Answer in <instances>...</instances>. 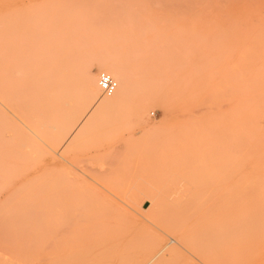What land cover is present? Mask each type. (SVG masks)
I'll list each match as a JSON object with an SVG mask.
<instances>
[{
    "label": "rangeland",
    "instance_id": "obj_1",
    "mask_svg": "<svg viewBox=\"0 0 264 264\" xmlns=\"http://www.w3.org/2000/svg\"><path fill=\"white\" fill-rule=\"evenodd\" d=\"M70 1L0 0V60L4 23L7 21L6 17L15 8L21 12H25L30 7L38 10L45 8L52 14L57 12L60 18L54 19H56L55 24H59L58 33L61 37L51 52L59 55L58 61L45 59L43 63L33 65L29 59L28 61L25 59L27 64L22 66L21 74H18L20 81L17 84L24 86V106L19 108L21 110L17 109L16 113L19 112L25 123H20L21 118L14 119L11 124L15 135L6 126L4 127L6 131L2 132L0 155H9L4 158V162L7 161L8 167L13 169L7 182L0 187V208L3 203L4 206L12 203L10 201L13 197L21 206H24V202L18 199L19 196L25 199L33 198L25 218L27 220L28 214H30L29 218L35 216L29 220L33 223L49 214L48 207H44L47 199L56 200L60 197L62 199V196L69 197L67 195L73 193L59 194L62 190L60 186L62 188L67 186L70 189L73 187V191L76 192L74 186L76 187L77 184V198L80 195L88 198L86 204L93 215L105 214L106 211L99 209L107 204L101 202L103 199L101 197L105 194H85L83 191L88 187L85 183H90L98 191L103 190L100 187L102 186L109 192L108 196L113 197L116 195V193L112 195L115 192L114 186L118 189L122 187L119 189L120 196L118 193L117 195L121 197V191L125 189L119 201L125 198L123 205L128 206H123L121 204L123 201L120 203L115 197V202L123 210L113 211L112 215L130 218V215L135 214L134 198L142 199L140 214L143 215L137 216L135 221L130 218L128 225V232L136 238L138 245L134 244L136 250L129 249L123 252L127 256L123 262H55L64 256V250L77 244V236L75 237L77 224L71 223L72 231H65L68 234L66 235L63 234L64 231L61 233L59 227L55 229L56 231L53 229L55 231L52 230L53 233L48 229L45 231L37 229L36 226L43 222L41 220L42 222H36V228H32L31 232L30 229L27 230L28 227H21V224H26H20L22 219L19 217L18 220L7 219L8 223L6 219L5 223L0 222V233L4 232L5 235L8 231L7 233L10 234L5 236L0 234L1 243L6 246L5 240H8L6 237L14 240L15 233L19 235L20 240L17 237V241L21 243L17 242L16 249L12 250L16 240L14 242L10 240L12 244L14 243V245L10 243L12 251L17 252L26 245L27 238L29 239L27 244L28 241L36 240L38 243L35 242V246L31 244L35 247L31 246L32 251L30 247L23 248L28 250L26 254L25 251L17 252L21 253L15 254L18 255L16 260L19 262H0V264H264V161L259 159L263 150L256 152L257 149L253 147L257 143L256 137L253 136H259L258 130L264 129V122L261 120L264 117V113L262 114L264 112V0H120L123 3L118 0ZM84 1L89 2L87 6ZM115 1L118 2L117 4H123L122 11ZM97 4L100 13L95 7L98 6ZM123 9L126 11L124 12ZM113 10L117 14L121 12L118 14L120 16L113 13ZM128 13L132 16L128 17ZM106 15L110 17L109 20ZM94 22L100 24L95 23L96 27ZM104 29L106 31H102ZM63 37H66L67 41ZM103 55L119 60L127 73L132 74V78L145 81L147 87L143 90L135 88L119 106L118 111L100 114V118H105L104 124H88L77 135V116L85 107L82 99L78 98L81 87V66L92 57L93 59L89 61L90 71L97 79L101 72L97 68V59ZM248 56L253 58L252 61H257L255 66H241V58L245 57L246 60ZM55 61L57 64H54ZM5 68L8 70L9 66L6 65ZM29 69L32 71L30 72ZM46 81H50L49 85L55 90H58L57 86L66 85L70 88V98L61 97L58 101L48 99L46 91L49 85ZM234 81H236L235 85L232 84ZM12 85L9 73L4 72L1 60L0 89L3 92L2 94L0 92V100L8 102L11 99ZM249 86L260 89L250 90ZM35 89L39 93L38 91L36 93ZM184 92L186 93L183 94ZM198 92L195 98L194 94ZM5 93L7 96L4 99ZM234 93H236L235 99ZM102 96V93H99L98 99L101 100ZM57 108H60L58 113ZM23 113L26 117H22ZM250 118L252 120H249ZM240 119L245 120L235 124L234 121ZM244 122L249 124L244 127L242 125ZM39 123H47V125L40 126ZM254 123L258 126H251ZM22 124L27 128V125L31 126V131L39 134L38 137ZM231 134L237 135V138L248 137L247 141H244L246 147L243 144L244 148L238 147V143H234L235 137ZM35 136L37 138L41 136L48 142L45 145L40 137L42 141L38 143L40 139ZM23 137L28 141L26 143L24 140L25 146H20ZM251 137L253 142H250V145L248 140ZM178 140L180 142L182 140L183 143ZM10 143L11 152L8 154L5 148ZM173 143L186 145L185 147L181 145L179 151H176L171 147ZM235 144L237 147H234ZM260 145L263 149L264 143ZM249 146H252L251 149L257 154L252 153ZM239 148L242 150L241 153L245 152L246 158L238 153L240 151H235ZM247 149L252 152L249 154L250 150ZM23 150L30 153H25ZM96 151H99V154L89 155ZM117 151L120 153L118 154ZM251 154L253 157H250ZM262 156L264 158V155ZM118 157L122 158L118 160ZM242 158L247 161L251 159L248 162L244 160V164ZM0 162H2L1 157ZM252 175L254 176L251 177ZM109 180L114 184L113 188ZM34 182L40 183L38 185ZM94 182L96 183L93 184ZM118 182L124 183V186L126 184L127 188L123 185L119 187ZM48 183L54 188H59V191L54 189L53 194L49 192L48 186L49 189L52 187ZM55 183L60 186L55 187ZM240 186L243 187L238 188ZM111 190L113 192L110 193ZM46 192H49L48 195ZM129 193L134 198L127 197ZM44 197L46 200L43 199ZM40 202V207H37ZM53 205L55 207L57 203L54 202ZM51 212L54 213L55 210ZM2 222H4L3 218ZM14 227L16 229L18 227L17 230L15 229L16 232ZM33 229H36V232H33ZM20 234L25 235L23 237ZM30 236L34 238L33 241L30 240ZM56 236H58L57 240H55ZM44 239L49 241V244ZM68 240L69 242H66ZM151 240L157 243V247L152 251L158 252L159 255L150 262H134L135 258L131 255L135 251H141L144 255L149 254L147 243ZM19 245L21 248H18ZM36 248H38L37 252ZM4 249L0 246V256L5 255L8 258L7 253L11 255L12 251L8 250L11 252L9 253L8 248ZM27 255L34 258L30 260L29 257L30 261L28 262L27 259L25 262Z\"/></svg>",
    "mask_w": 264,
    "mask_h": 264
},
{
    "label": "bare ground",
    "instance_id": "obj_2",
    "mask_svg": "<svg viewBox=\"0 0 264 264\" xmlns=\"http://www.w3.org/2000/svg\"><path fill=\"white\" fill-rule=\"evenodd\" d=\"M70 1V0H69ZM76 1V0H75ZM88 1V0H87ZM86 1V2H87ZM102 1H105V0H102ZM118 1H120V0H118ZM123 1H125V0H123ZM135 1H139V0H135ZM178 1V0H177ZM220 1V0H219ZM223 1V0H222ZM66 2V1H65ZM71 2V1H70ZM73 2V1H72ZM79 2H80V0H79ZM85 2V1H84ZM85 2V3H86ZM89 2H91V0L89 1ZM88 2V3H89ZM107 2V1H106ZM116 2V1H115ZM50 3V2H49ZM69 3V2H68ZM88 3H86V6H87V4ZM98 3V2H97ZM118 2H116V5L118 6V8L120 9V11H122L121 9V7H122V5L120 4V3H123V2H121L120 1V5L121 6H119V4H117ZM193 3V2H192ZM70 4V3H69ZM75 4V3H74ZM198 4V3H197ZM63 5V4H62ZM78 5V4H77ZM80 5V4H79ZM82 5H85V4H82ZM98 5V4H97ZM104 5V4H103ZM171 5V4H170ZM50 6V5H49ZM48 6V7H49ZM100 6H102V5H100ZM107 6V5H106ZM111 6V5H110ZM116 6V7H117ZM177 6V5H176ZM47 7V6H46ZM62 8L64 7V6H61ZM61 7H60V9H61ZM65 7H66V5H65ZM75 7V6H74ZM84 7V6H83ZM89 7L90 6H88V9H89ZM96 8H97V11H99L100 9L98 8L99 7V5L98 6H95ZM107 7H109V5L107 6ZM133 7V6H132ZM52 8V7H51ZM50 8V9H51ZM55 8H57V7H55ZM77 8V7H76ZM92 8V7H91ZM102 8V7H101ZM115 8V7H114ZM113 8V9H114ZM118 8H116V10L118 9ZM129 8V7H128ZM134 8V7H133ZM132 8V10H134V9H136V8H134L133 9ZM186 8V7H185ZM68 9V8H67ZM66 9V10H67ZM99 9V10H98ZM189 9V8H188ZM192 9V8H191ZM64 10V9H63ZM66 10H64V11H66ZM86 10H87V7H86ZM131 10V11H132ZM186 10V9H185ZM58 11V10H57ZM73 11V10H72ZM102 11V10H101ZM104 11H106V9H104ZM118 11V10H117ZM123 11H124V9H123ZM126 11V10H125ZM124 11V12H125ZM131 11H129V12H131ZM175 11V10H174ZM82 12H84V11H82ZM95 12H96V10H95ZM108 12V11H107ZM115 12V10H113V13ZM133 12V11H132ZM183 12V11H182ZM185 12V11H184ZM56 13V14H55ZM54 14H52V13H50V12H48L47 10H45V8H43V9H40V10H38V9H36L35 7H30L28 10H26L25 12H21L19 9H17V8H15V9H13L11 12H10V14L8 15V17H6L7 18V21H6V23H4L5 24V28H4V34L2 35L3 37V43H2V54H1V60H2V65H3V67H4V72H8L9 73V78H10V80L12 81V83H13V85H12V89H11V91H12V95H11V99H9V101L8 102H6V101H2L3 99H1L0 100V139H2V132H5L6 131V129H4V127L6 126V127H8L9 128V130H10V132L12 131V130H14V128H13V124H11L12 123V121L14 120V119H17L18 120V118H21L19 115V112L17 111V113H18V116H17V113H16V110L17 109H19L20 107H23L24 105V98H23V92H24V86H22V85H19V84H17L19 81H20V79L18 78V74H21V68H22V66H25L26 64H27V62L25 63V59L28 61V59L30 60V62H31V64H33V65H35V64H41V63H43L44 61H45V59H49V60H55L56 59V61H58L57 59L59 58V55H57V53H53V54H51V52L55 49V47H56V42L58 43L59 41V38L61 39V37H60V33H58V30H59V24L57 23V24H55L56 22V19H59L60 18V16L59 15H57V12H55ZM67 13V12H66ZM88 13V12H87ZM86 13V14H87ZM99 13H100V11H99ZM99 13H98V15H99ZM116 13V12H115ZM119 13H121V12H119ZM118 13V14H119ZM123 13V12H122ZM144 13H145V11H144ZM188 13V12H187ZM59 14V13H58ZM62 14V13H61ZM67 14H70L69 12L67 13ZM83 14V13H82ZM92 14V13H91ZM103 14V13H102ZM108 14V13H107ZM117 13H116V15L117 16H120V15H118ZM129 14V13H128ZM135 14H137V13H135ZM200 14V13H199ZM76 15V14H75ZM124 15V14H123ZM141 15V14H140ZM69 16V15H68ZM80 17H81V15H79ZM84 16V15H83ZM126 16V15H125ZM130 16V14L128 15V17ZM132 16V15H131ZM130 16V17H131ZM106 17H108V20L110 19V17L109 16H107L106 15ZM105 17V18H106ZM134 17V16H133ZM145 17V16H144ZM187 17V16H186ZM54 18H56V19H54ZM97 18H98V16H97ZM105 18H102V19H104L105 20ZM70 19H71V16H70ZM94 19H96V18H94ZM99 19V18H98ZM97 19V20H98ZM101 19V18H100ZM124 19V18H123ZM64 20H65V18H64ZM64 20H63V22H64ZM72 20V19H71ZM107 19H106V23H108L107 21H108ZM189 20V19H188ZM4 21V20H3ZM102 21V20H101ZM101 21H98V22H100L101 23ZM54 22V23H53ZM91 22V21H90ZM130 22V21H129ZM75 23V22H74ZM74 23H71L72 25L74 24ZM95 23L96 24H98L97 22H94V25H95ZM99 23V24H100ZM106 23H105V26H106ZM3 24V23H2ZM55 24V25H54ZM86 24V23H85ZM93 23H91V25H92ZM98 24V25H99ZM239 24V23H238ZM86 26V25H85ZM84 26V27H85ZM93 26V25H92ZM96 27H97V25H95ZM110 26V25H109ZM245 26V25H244ZM82 28V27H81ZM248 28V27H247ZM83 29H85V28H83ZM93 29H95L94 27H93ZM98 29H100V28H98ZM244 29V28H243ZM62 30H63V28H62ZM69 30V29H68ZM91 30H92V28H91ZM97 30V29H96ZM248 30H249V28H248ZM86 31V30H85ZM89 31V30H88ZM98 31V30H97ZM102 31H106L105 29L104 30H102ZM101 31V32H102ZM251 31H253V30H251ZM60 32V31H59ZM62 33H63V31H61ZM87 32V31H86ZM92 32H94V31H92ZM110 32V31H109ZM112 32V31H111ZM85 33V32H84ZM104 33V32H103ZM107 33H108V31H107ZM106 33V34H107ZM252 33V32H251ZM94 34V33H93ZM98 34V33H97ZM100 34V33H99ZM67 35V34H66ZM102 35V34H101ZM248 35V34H247ZM65 36V35H64ZM104 36V35H103ZM102 36V37H103ZM71 37V36H70ZM105 37V36H104ZM247 37V36H246ZM64 38V40L65 41H67L66 40V37H63ZM80 38H81V35H80ZM82 38H84V37H82ZM1 39V38H0ZM109 39V38H108ZM247 40V39H246ZM2 42V41H1ZM92 42H93V40H92ZM63 44V43H62ZM92 45V44H91ZM90 45V46H91ZM105 45V44H104ZM1 46V45H0ZM251 46H252V44H251ZM89 48V47H88ZM235 48V47H234ZM102 51H103V49H102ZM105 51V50H104ZM237 52V51H236ZM107 53V52H106ZM243 54V53H242ZM253 55V54H252ZM254 56V55H253ZM97 57V56H96ZM250 59V60H247V59ZM86 59V58H85ZM93 58L91 57V59H88L89 61L90 60H92ZM243 59V60H242ZM252 57H246V60H245V57L243 58H241V61H240V64H241V66H255L256 64H257V61H252ZM0 60V61H1ZM87 60V59H86ZM56 61L54 62V64L56 63ZM84 61V60H83ZM89 61H86V62H84L83 64H82V66H81V68H82V76H81V87H80V89H79V94H78V98H80V99H82V101L84 102V105H85V107H84V109L82 110V112L81 113H79V115L77 116V135L80 133V132H82V130L88 125V124H91V123H95V124H104L105 122H104V119L103 118H100L101 116H100V114H105V113H108V112H112V111H118V108H119V106L121 105V104H123V102L127 99V97L131 94V92L135 89V88H138L139 90L141 89V90H143V88H146L147 86H146V83H145V81H143V80H140V79H138V78H132V74L131 73H127V71H126V69L124 68V66H123V64L121 63V62H119V60H114L113 58H110L109 56H104L103 55V57H100V58H98L97 59V68H98V70L99 71H101L100 73H106V74H108V75H110L111 76V78L116 82V84H117V89H116V91H115V93L112 95V96H110V97H106V96H102L103 98L104 97H106V98H102L101 100H99L98 99V97H99V93H101V91H100V89H99V87H98V83H97V79H96V76L95 75H93L92 73H91V71H90V67H91V63L89 62ZM49 62V61H48ZM92 62V61H91ZM259 62V61H258ZM57 64V63H56ZM6 65H8L9 66V69L7 70V68H5V66ZM264 65V64H263ZM234 67H236V66H234ZM26 68V67H25ZM29 68V67H28ZM235 69V68H234ZM237 69V68H236ZM246 69V68H245ZM30 70V72L32 71L31 69H29ZM238 70V69H237ZM236 71V70H235ZM247 71V70H246ZM240 72V71H239ZM57 73V72H56ZM7 74V73H6ZM23 74V73H22ZM240 74H242V73H240ZM25 75V74H24ZM32 75V74H31ZM233 75V74H232ZM236 76H237V74H236ZM243 77H245V76H243ZM256 77H258V76H256ZM27 78H29V77H27ZM54 78V77H53ZM62 78V77H61ZM157 78V77H156ZM55 79V78H54ZM248 79V78H247ZM263 79V78H262ZM40 80V79H39ZM166 80H167V78H166ZM245 80V79H244ZM249 80V79H248ZM36 81V80H35ZM239 81H241V80H239ZM246 81V80H245ZM255 81V80H254ZM47 82V84L49 85V84H51L50 83V81H46ZM49 82V83H48ZM167 82H168V80H167ZM236 81H234L232 84H234ZM244 82V81H243ZM256 82H258L259 83V81H256ZM170 83V82H169ZM248 83H249V81H248ZM253 83V82H252ZM31 84H33V83H31ZM185 84V83H184ZM244 84V83H243ZM46 84H44V86H45ZM171 85V84H170ZM235 85V84H234ZM239 85V84H238ZM240 85H242V83H240ZM246 85V84H245ZM244 85V86H245ZM258 85H260V84H258ZM134 86H137V87H134ZM191 86V85H190ZM194 86V85H193ZM262 86H263V84H262ZM58 87V90H55V89H53V87L52 86H48V89H47V91H46V94H47V97H48V99H52V101H58L59 100V98H61V97H65L66 99H68V98H70V88H68L66 85H64V84H62L61 86H57ZM238 87V86H237ZM246 87H247V85H246ZM256 86H249L248 87V89H253V90H255L256 88H255ZM258 87V86H257ZM39 88V87H38ZM188 88V87H187ZM243 88V87H242ZM5 89V88H4ZM34 89V88H33ZM43 89V88H42ZM245 89V88H244ZM247 89V88H246ZM257 89H260V88H257ZM256 89V90H257ZM1 91V94H2V89H0ZM6 91V90H5ZM36 91H38L37 89H35V92ZM243 91V90H242ZM245 91H247V90H245ZM187 92V91H186ZM186 92H184L183 94H185ZM238 92V91H237ZM254 92V91H253ZM6 93H7V91H6ZM6 93H5V95H3L4 97V99H5V97L7 96L6 95ZM37 93V92H36ZM38 93H39V91H38ZM42 93V92H41ZM191 93V92H190ZM239 93V92H238ZM9 94V93H8ZM56 94V95H55ZM194 94V93H193ZM199 94V92L198 93H195L194 94V96H195V98H197L196 96ZM249 94V93H248ZM239 95V94H238ZM245 95V94H244ZM235 96H236V93H234V99H235ZM40 98V97H39ZM191 99V98H190ZM193 99V98H192ZM191 99V100H192ZM261 99V98H260ZM263 99V98H262ZM70 100V99H69ZM75 100V99H74ZM68 101V100H67ZM71 101H73V100H71ZM127 101H129V100H127ZM126 101V102H127ZM77 102V101H76ZM125 102V103H126ZM27 103V102H26ZM25 103V104H26ZM128 103V102H127ZM130 103V102H129ZM192 103H194L193 101H192ZM67 104V103H66ZM60 105H62V104H60ZM193 105V104H192ZM238 105H240V104H238ZM44 106H45V104H44ZM67 106V105H66ZM53 107V106H52ZM50 107H48V109H49ZM58 109H60V108H57V110ZM82 109V108H81ZM256 109H258V107H256ZM255 109V110H256ZM19 110H21V109H19ZM40 110V109H39ZM43 110V109H42ZM45 110V109H44ZM240 110V109H239ZM46 111V110H45ZM86 111V112H85ZM258 111V110H257ZM59 112V110L57 111V113ZM91 112V113H90ZM35 113V112H34ZM89 113H90V115H89ZM264 112H262V114H263ZM25 113H23L22 114V117H26V115H24ZM63 114V113H62ZM261 114V115H262ZM44 115V114H43ZM245 115V114H244ZM107 116H108V114H107ZM28 118V117H27ZM30 118V117H29ZM109 118V117H108ZM119 118V117H118ZM260 118V117H259ZM263 119H261V120H263V122H264V117H262ZM21 119H22V121H21ZM19 121H20V123H25L24 122V120L25 119H23V118H21ZM257 119V118H256ZM42 120V119H41ZM65 120V119H64ZM111 120V119H110ZM243 120H245V119H240V121L239 120H235L234 122H235V124H237V122H238V124L239 123H241V122H243ZM249 120H252L251 118L249 119ZM260 120V121H261ZM19 121H18V123H19ZM42 121H44V120H42ZM104 122V123H103ZM249 122H251V121H249ZM249 122H244V124H242V125H244V127H246L247 126V124H249ZM19 123V124H20ZM246 123V124H245ZM257 123V122H256ZM256 123H254V125H251V126H258V124H256ZM260 123V122H259ZM27 124H29V123H27ZM261 124V123H260ZM264 124V123H263ZM22 125H24L25 126V128H27L26 127V125L25 124H22ZM30 125V124H29ZM29 125H27L28 126V128L30 129V132L31 133H34L36 136L37 135H39V134H36V132H33V131H31L32 129H31V126L29 127ZM39 125L40 126H45V125H47V123H43V124H40L39 123ZM57 125V124H56ZM74 125V124H73ZM14 126H16V125H14ZM35 125H32V127H34ZM146 127H148L147 125H145ZM145 126H142V127H145ZM263 126V125H262ZM35 127H37V125L35 126ZM46 127V126H45ZM240 128H241V126H239ZM243 127V126H242ZM28 128H27V130H28ZM54 128V127H53ZM229 128V127H228ZM239 128V129H240ZM264 128V127H263ZM33 129H35V128H33ZM107 129H109V128H107ZM146 129V128H145ZM237 129V128H236ZM242 129V128H241ZM244 129V128H243ZM260 129V128H259ZM16 130V129H15ZM19 130V129H18ZM55 130V129H54ZM53 130V131H54ZM64 130V129H63ZM250 130V129H249ZM248 130V131H249ZM262 130H264V129H261V131H259L258 130V132H260V135L259 136H256V135H254L253 137H256V139H257V143H256V145L254 146L253 145V147H254V149L256 150V152H260V151H262L261 153V156L262 155H264V148L262 149V147H261V143H264L263 141H264V137H262L261 138V134H263L264 135V132H262ZM20 131V130H19ZM101 131V130H100ZM234 131V130H233ZM28 132V131H27ZM29 132V133H30ZM68 132V131H67ZM106 132V131H105ZM144 132H146V131H144ZM262 132V133H261ZM20 133V132H19ZM30 133V134H31ZM52 133V132H51ZM69 133V132H68ZM102 133V132H101ZM12 134H13V131H12ZM49 134V133H48ZM65 134H66V132H65ZM13 135H15V133L13 134ZM45 135V134H44ZM143 135V134H142ZM231 135H233V134H231ZM19 136V135H18ZM33 136V135H32ZM35 136V137H36ZM66 136V135H65ZM68 136V135H67ZM145 136V135H144ZM234 136V135H233ZM238 136H239V134H238ZM240 136H241V134H240ZM251 136V135H250ZM38 137V136H37ZM36 137V138H37ZM40 137L41 136H39V138H37V139H40ZM62 137V136H61ZM235 137V141L236 142H234V143H238V147L240 146H242V144L244 145V147H246V145H245V140L247 141V138L246 139H243V137H239V138H237V135L236 136H234ZM10 138V137H9ZM16 138H18L17 136H16ZM24 139L22 140V142H20L19 140V144H20V146H25V142L27 143V141L28 140H25V137H23ZM63 138V137H62ZM236 138H237V140H236ZM241 138H242V140H243V142H241L242 140H241ZM41 139H42V137H41ZM38 140L39 142L38 143H40L42 140H44V139H42V140ZM255 139V138H254ZM256 139L254 140V141H256ZM262 139V140H261ZM25 140V142L23 143V141ZM47 140H48V138H47ZM238 140H239V142H238ZM252 140V137L248 140L249 141V143L250 142H253V140ZM14 141V140H13ZM174 141V140H173ZM228 141V140H227ZM31 142V141H30ZM29 142V143H30ZM45 142V145H46V142H48V141H43L42 143H44ZM175 142H176V139H175ZM178 142H180L179 140H178ZM181 142H182V140H181ZM180 142V143H181ZM229 142H231V141H229ZM33 143V142H32ZM183 143V142H182ZM233 142H231V144H232ZM233 143V144H234ZM241 145H240V144ZM31 144V143H30ZM34 144V143H33ZM36 144V143H35ZM232 144V145H233ZM236 144H235V146L234 147H237L236 146ZM252 144H254V143H252ZM37 145V144H36ZM42 145V144H41ZM173 146H171L172 148H174V150H176V151H179V149L182 147V146H184L185 147V145L186 144H181V145H179L178 143H173L172 144ZM250 145H251V143H250ZM260 145V146H259ZM263 145V144H262ZM27 146V145H26ZM35 146V145H34ZM48 146V145H47ZM228 146H229V144H228ZM30 147V146H29ZM28 147V148H29ZM39 147H40V145H39ZM232 147V146H231ZM230 147V148H231ZM243 147V146H242ZM243 147V148H244ZM250 147V149L252 148V146H249ZM32 148V147H31ZM36 148V147H35ZM187 148V147H186ZM248 148V147H247ZM1 149V148H0ZM6 150H7V153L9 154L10 152H11V143L9 144V146L8 147H6L5 148ZM33 149V148H32ZM163 149V148H162ZM241 148H239V149H236L235 151L236 152H238V151H240V152H238V153H240V154H242V155H244V153L245 152H243V153H241V151L242 150H240ZM246 149V148H245ZM250 149H247L248 151L250 150ZM253 149V148H252ZM251 149V150H252ZM6 150H4L5 152H6ZM249 151V154L253 151ZM260 150V151H259ZM3 151V152H4ZM24 151V150H23ZM30 151V150H29ZM155 151V150H154ZM25 153H30V152H26V151H24ZM40 152V151H39ZM39 152H37V153H39ZM156 152V151H155ZM255 152V153H256ZM22 153V152H21ZM36 153V154H37ZM117 153H118V151H117ZM120 153V152H119ZM118 153V154H119ZM123 153V152H122ZM175 153V152H174ZM252 153H254V151L252 152ZM254 153V154H255ZM19 154V153H18ZM42 154V153H41ZM96 154H99V151L97 152H95L94 154H92V153H89V155L91 156V155H96ZM117 154V155H118ZM249 154L248 153H246V155H248L249 156ZM257 154V153H256ZM259 154V153H258ZM13 155V154H12ZM116 155V154H115ZM164 155V154H163ZM260 155V154H259ZM120 156V155H119ZM121 156H122V154H121ZM165 156V155H164ZM163 156V157H164ZM174 156H175V154H174ZM241 156V155H240ZM245 156V155H244ZM247 156V157H248ZM253 157V155L251 154L250 155V157ZM261 156H259V159H263V161H264V158H262ZM0 157H1V159H2V162H0V179L2 180V182L0 183V187L2 186V185H4L6 182H7V180H8V177H9V174H10V172L12 171V169H13V167H8V165H7V161H5L4 162V158L5 157H9V155H0ZM40 158H41V156H39ZM102 157H103V155H102ZM109 157V156H108ZM116 157V156H115ZM123 157V156H122ZM122 157H118V160L120 159V158H122ZM256 157V156H255ZM36 158V157H35ZM39 158V159H40ZM155 158H157V157H155ZM245 158H246V156H245ZM249 158V157H248ZM240 159V158H239ZM251 159V158H250ZM249 159V160H250ZM116 160V159H115ZM245 160V159H244ZM243 160V158H242V162L244 161ZM248 160V161H249ZM260 160V161H261ZM165 161V160H164ZM237 161V160H236ZM246 162H248L247 160H245ZM103 162H105V161H103ZM108 162V161H107ZM238 163V162H237ZM241 163V162H240ZM244 164H245V162H243ZM104 165V164H103ZM233 165H234V163H233ZM241 165H243V164H241ZM23 167V166H22ZM107 167V166H106ZM236 167V166H235ZM240 167V166H239ZM9 168H10V170H9ZM155 168V167H154ZM255 168V167H254ZM260 168H262V166L260 167ZM98 169V168H97ZM99 170V169H98ZM107 170V169H106ZM153 170V169H152ZM161 170H163V169H161ZM239 170V169H238ZM264 170V169H263ZM260 171H261V169H260ZM60 173V172H59ZM101 174V173H100ZM109 175H111V174H109ZM162 175V174H161ZM251 175V174H250ZM250 175H248V176H250ZM107 176V175H106ZM163 176V175H162ZM254 175H252L251 177H253ZM259 176H261V175H259ZM61 177H63V175L61 176ZM65 177V176H64ZM113 177V176H112ZM251 177H248V178H250V180L252 179ZM47 178V177H46ZM55 178H57V177H55ZM109 178V177H108ZM10 179V178H9ZM58 179H60V178H58ZM62 179V178H61ZM242 179H243V176H242ZM91 180H93L94 181V179H91ZM112 180V179H111ZM238 180H240V179H238ZM245 180V179H244ZM253 180V179H252ZM110 181V180H109ZM115 181V180H114ZM113 181V182H114ZM242 181V180H241ZM248 181V180H247ZM43 182V181H42ZM41 182V184H43L44 185V183H42ZM46 182V181H45ZM50 182H52V180L50 181ZM61 182V181H60ZM68 182V181H67ZM92 182V181H91ZM111 182V184H110V186L112 185V188H113V186H114V184H112V181H110ZM245 182V181H244ZM250 182V181H249ZM262 182V181H261ZM34 183H36V184H38L39 185V183H37V182H34ZM33 183V184H34ZM65 183H66V181H65ZM64 183V184H65ZM96 182H94L93 184H95ZM108 183V182H107ZM246 183V182H245ZM245 183H243V184H245ZM254 183V182H253ZM256 183V182H255ZM48 184H50V186L52 187V185H51V183H48ZM68 184V183H67ZM109 184V183H108ZM118 184V186L120 187V186H124V183L122 184V183H117ZM238 185H239V182L237 183ZM56 185H58V186H56ZM62 185V184H61ZM85 185L86 186H88V187H86V190H84L83 192L85 193V194H93V195H95V193L97 194V193H100L101 195H103V194H105V195H103L101 198H103L102 200H101V202L103 201L104 203H107L106 205L104 204V207H101V208H99L100 210H103V211H106V213L104 214H92L91 212H92V210L88 207V205L86 204V202H87V199L88 198H86L85 197V195H80L78 198H77V189H76V187H77V184H76V187L74 186V189L76 190V192H74L73 191V187L70 189V188H68L67 186H65V187H63L62 188V186H60V184H57V183H55V187H61V191H59V188L57 189V188H54V186L52 187V189H49V186H48V188H47V190L49 191V192H52V194H53V190L55 189H57L56 191H59V194H69L70 192H73L72 194H69V195H67V196H69V197H64V196H62V199H61V197H60V199H56V200H49V199H45V197L43 198L44 200H46L47 202H44V207L46 208V207H48V210H49V214L48 215H46V216H43L42 218H41V220H43V222L39 219V221H37L36 220V222H42L40 225H38V226H36L37 227V229H40V230H44L45 231V229H48V230H55L57 227H59L60 228V230H62L61 231V233L63 232V234H66L65 233V231H72V228H71V230H70V225H72L71 223H73V224H77V229H75V230H77V234H75V237L77 236V244L75 245V246H69L68 247V249H66V250H64V251H66V252H64L63 251V255L64 256H62V257H60V258H58L55 262H123V260L124 259H126L127 258V256L125 255V254H123V252H125L126 250H129V249H133V250H136V246L135 245H138L136 242H137V240H136V238L134 237V236H131L130 235V233L128 232V225L130 224V218H132L133 219V221H135L136 220V218H137V216H139V217H141L142 215L140 214V213H142V211H140V209H141V203H142V199H140V200H137V199H135L134 197H133V195L132 194H130L129 196H127V197H133L134 198V200H133V203L135 204V207H133V209L135 208V210L133 211V212H135V214L134 215H130V218H128V217H122V218H119V216L118 217H116L115 215H112V212L113 211H116V210H118V209H120V210H123V208L122 207H120V205H118L116 202H115V199L116 198H118V199H116V201H118V202H122L121 204L123 205L125 202V198L124 199H121V201H119V199L120 198H122V194L124 195V190L125 189H122V191H121V197H119L120 196V191H119V189L120 188H122V187H120L119 189L117 188V186H114V188H115V190L113 189V191H115L112 195H114L115 193H116V195H117V193H118V195L116 196V195H114L115 197H113V196H108L109 195V192L105 189V188H103L102 186H100L103 190L102 191H98L95 187H93V186H91L90 185V183H88V182H86L85 183ZM33 186H35V185H33ZM69 186V185H68ZM73 186V185H72ZM109 186V187H110ZM125 186H127L126 184H125ZM124 186V187H125ZM250 186V185H249ZM255 186H256V184H255ZM30 188H32L31 186H29ZM99 187V186H98ZM137 187V186H136ZM243 186H240V187H238V188H242ZM253 187H254V185H253ZM125 188H127V187H125ZM237 188V189H238ZM28 189V188H27ZM118 189V191H116ZM246 189V188H245ZM30 190V189H29ZM28 190V191H29ZM31 190H33V188L31 189ZM50 190H52V191H50ZM71 190V191H70ZM137 190H140V189H138L137 188ZM243 190V189H242ZM242 190H240V191H242ZM247 190V189H246ZM23 191H24V189H23ZM55 191V192H56ZM87 191V192H86ZM112 190L110 191V193L111 192H113ZM132 191H133V189H132ZM226 191V190H225ZM224 191V192H225ZM249 191H251V189H249ZM27 192V191H26ZM25 192V193H26ZM33 192V191H32ZM34 192H36V190L34 191ZM49 192H46V194L47 193H49ZM126 192V191H125ZM142 192V191H141ZM248 192V191H247ZM254 192V191H253ZM31 193V192H30ZM103 193V194H102ZM107 193V194H106ZM20 194V193H19ZM18 194V195H19ZM21 194H22V192H21ZM33 194H36V193H33ZM126 194H127V192L125 193V196H126ZM145 194V193H144ZM258 194V193H257ZM3 195H4V193H3ZM32 195V194H31ZM31 195H30V197H31ZM48 195V194H47ZM51 195V194H50ZM137 196L139 195L138 193L136 194ZM26 196V195H25ZM92 196V195H91ZM98 196V195H97ZM137 196H135L136 198H138ZM17 197V196H16ZM33 197H35V196H33ZM93 197V196H92ZM140 197V196H139ZM142 197V196H141ZM140 197V198H141ZM18 198V197H17ZM22 198H23V196H22ZM20 198V196H19V200L24 204V206H21L20 204L18 205V202L16 201L17 199L15 198V197H13V199H12V201H10V202H12V203H5L6 205L4 206V203H3V206L0 208V218H1V223H5L6 221H7V219H16V220H18L19 219V217H21V219H22V221L20 222V224L21 223H25L26 225H22L21 224V227L23 226H26V227H28L27 228V230L28 229H30V231L32 232V228H36L35 227V225H36V222H33V223H31L29 220H31L32 218H34V217H32V218H29L30 217V214H28L29 215V217L27 218V220L25 219L26 218V212L30 209V206H31V204H30V202H33V198H29V199H25V198ZM27 198V197H26ZM39 198H40V196H39ZM98 198H99V196H98ZM29 200V201H28ZM39 200V199H38ZM232 200V199H231ZM42 201V200H41ZM230 201V200H229ZM233 201V200H232ZM38 202V201H37ZM54 202H56L57 203V205H55V207H54ZM98 202H99V200H98ZM35 203H33V205H34ZM32 205V207H34ZM40 205H41V202H40V204H37V207H40ZM225 205V204H224ZM123 206H125V205H123ZM128 205H126L125 207H127ZM124 207V208H125ZM153 207V206H152ZM55 208V209H54ZM39 209V208H38ZM128 209V208H127ZM202 209V208H201ZM52 210H55V212L54 213H52L51 211ZM154 210V209H153ZM198 210H199V208H198ZM138 211H140L139 213H138ZM37 212V211H36ZM114 213V212H113ZM130 214V213H129ZM140 214V215H139ZM121 215V214H120ZM38 217V216H37ZM2 218H3V220H4V222H2ZM5 219H6V221H5ZM38 219V218H37ZM12 221V220H11ZM146 221V220H145ZM17 222V221H16ZM0 223V224H1ZM7 223H8V221H7ZM14 223V222H13ZM35 223V224H34ZM18 224V223H17ZM152 224V223H151ZM11 225V224H10ZM3 226V225H2ZM14 226V225H13ZM18 226V225H17ZM20 226V225H19ZM22 227V228H23ZM68 227H69V229H68ZM75 227V226H74ZM10 228V227H9ZM9 228H6V230L8 229L9 230ZM25 228V227H24ZM156 228H159V227H156ZM1 229V228H0ZM16 228L14 227V230H15ZM17 229H18V227H17ZM16 229V230H17ZM2 230H4V229H2ZM13 230V231H14ZM16 230H15V232H16ZM20 230V229H19ZM36 229H33V232L35 231ZM53 230V231H54ZM58 230V229H57ZM74 230V232H76ZM5 231V230H4ZM10 231V230H9ZM12 231V232H13ZM29 231V230H28ZM53 231H52V233H53ZM56 231V230H55ZM54 231V232H55ZM1 232V231H0ZM8 232V231H7ZM5 233V235L7 234H9V233ZM14 232V233H15ZM25 231H23V233H24ZM36 232V231H35ZM14 233H13V236H14ZM21 233H22V231H21ZM46 233V232H45ZM44 233V234H45ZM1 235L3 234L4 235V232L3 233H0ZM62 234V235H63ZM4 235V236H5ZM10 235V234H9ZM12 235V234H11ZM17 234L15 233V236L14 237H16L14 240L13 239H10V238H7L6 237V239H8V240H5V242L7 243H5L6 244V246L3 244V243H1V241H2V239L0 238V246L4 249V248H8L7 249V252H9L8 250H11V248H10V245L12 244L11 243V241L10 240H13V242L15 241V247L13 248L12 247V250L14 249H16V246H17V242H20L19 240V235H17ZM21 235V234H20ZM23 235H25V234H23ZM23 235H21V236H23ZM28 235V234H27ZM29 235H31L30 234V232H29ZM38 235V234H37ZM66 235H68V234H66ZM73 235V234H72ZM34 236V235H33ZM32 236V237H33ZM41 236H42V234H41ZM41 236H39L40 238H41ZM44 236V238H45V236H46V234L45 235H43ZM146 236V235H145ZM17 237H18V241H17ZM24 237V236H23ZM38 237V239L40 240V238ZM71 237H73V236H71ZM27 238V237H26ZM36 238L37 237H35V240H36ZM55 238V237H54ZM57 238H58V236H56V238H55V240H57ZM151 238V237H150ZM149 238V239H150ZM33 239L34 238H31V236H30V240H32L33 241ZM76 239V238H75ZM75 239H73V240H75ZM4 240V239H3ZM27 240H29L28 238H27ZM27 240L25 241L26 242V245H24L23 246V244H22V248H21V246L19 245V247L18 248H21V249H28V247H30L29 249L31 250V248L33 247V245L35 244V242H37L38 240H36L34 243L33 242H29L28 241V244H27ZM44 240H46V239H44ZM41 241H42V239H41ZM24 242V243H25ZM58 242V241H57ZM56 242V243H57ZM66 242H69V240L68 241H66ZM171 242V241H170ZM11 243V244H10ZM21 243V242H20ZM38 243V242H37ZM46 243L47 244H49V241H47L46 240ZM75 243H76V241H75ZM136 243V244H135ZM31 244H33V245H31ZM135 244V245H134ZM157 244V243H156ZM156 244H155V241H148V243H147V251H148V253L149 254H143V252H141V251H135L134 252V254H132L131 255V257L132 258H135L133 261L134 262H150V261H152V260H154L158 255H159V253L158 252H154V251H152V250H154V248H156L157 246H156ZM168 244H170V243H168ZM167 244V245H168ZM7 245H9V246H7ZM12 245H14V243L12 244ZM41 245V244H40ZM52 245V244H51ZM64 245V244H63ZM166 245V246H167ZM32 246V247H31ZM35 246V245H34ZM46 246V245H45ZM50 246V245H49ZM49 246H47V247H49ZM165 246V247H166ZM164 247V248H165ZM33 248H35V247H33ZM38 248H40V247H38ZM38 248H36V252H37V249ZM163 248V249H164ZM21 249H19V251H21V253L22 252H24L25 251V254H26V252L28 251H26V250H21ZM43 249H45V248H43ZM5 250V249H4ZM11 250V251H12ZM40 251H41V249H39ZM38 250V251H39ZM19 251H17V252H19ZM32 251V250H31ZM39 251V252H40ZM43 251V250H42ZM146 251V252H147ZM160 251H162V250H160ZM159 251V252H160ZM2 252H4L3 250H2ZM16 251H12V254L11 255H9L8 253H7V255H8V258L5 256V255H2V256H0V258H2V260L0 259V262H17L18 260H16V259H18L17 258V256L18 255H20L21 253H17ZM9 253H11V252H9ZM18 254L17 256L15 255V254ZM25 254H24V256H25ZM32 254H33V252H32ZM35 254H37V253H35ZM34 255V254H33ZM32 255V256H33ZM48 255V254H47ZM22 256V255H21ZM49 256V255H48ZM27 258L25 259V262H29L30 260H32L33 258L31 257V256H26ZM29 257L31 258L30 260H29ZM37 256H35V258H36ZM40 257V256H39ZM20 258H22L23 259V257H20ZM28 259V260H27ZM27 260V261H26ZM36 260V259H35ZM46 260V259H45ZM44 261V260H43ZM19 262V261H18ZM33 262H35V261H33ZM36 262H38V261H36Z\"/></svg>",
    "mask_w": 264,
    "mask_h": 264
},
{
    "label": "built area",
    "instance_id": "obj_3",
    "mask_svg": "<svg viewBox=\"0 0 264 264\" xmlns=\"http://www.w3.org/2000/svg\"><path fill=\"white\" fill-rule=\"evenodd\" d=\"M97 83L102 95L106 97L112 96L117 89L116 82L106 73L98 74Z\"/></svg>",
    "mask_w": 264,
    "mask_h": 264
}]
</instances>
